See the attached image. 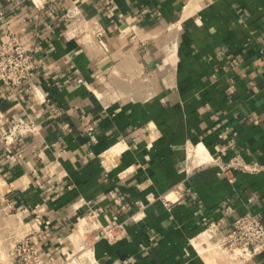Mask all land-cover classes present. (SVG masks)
I'll use <instances>...</instances> for the list:
<instances>
[{
  "label": "crops",
  "instance_id": "crops-1",
  "mask_svg": "<svg viewBox=\"0 0 264 264\" xmlns=\"http://www.w3.org/2000/svg\"><path fill=\"white\" fill-rule=\"evenodd\" d=\"M88 18L106 49L83 40ZM8 31L38 70L0 86V213L18 233L38 218L43 258L74 246L78 217L121 220L146 195L173 203L95 241L96 264H207L189 240L208 222L264 218V170L228 180L192 154L264 166V0H0V43ZM21 121L35 130L4 143Z\"/></svg>",
  "mask_w": 264,
  "mask_h": 264
},
{
  "label": "built area",
  "instance_id": "built-area-1",
  "mask_svg": "<svg viewBox=\"0 0 264 264\" xmlns=\"http://www.w3.org/2000/svg\"><path fill=\"white\" fill-rule=\"evenodd\" d=\"M75 18L79 19L78 10H71ZM83 40H89L93 37L98 39L99 45L106 49L103 40L101 39L104 28L97 19L88 18L82 24ZM38 65L34 61L32 55L25 49L21 40L14 32L8 31L4 39L0 43V86L12 92L16 87L22 84H28L32 77L37 73ZM26 91L29 94L31 87L28 85ZM35 126L32 122H19L11 125L3 134L2 140L9 144L13 142L19 135L33 132ZM220 152V150H218ZM219 152L209 153L207 158L202 160L200 164H210L217 168L216 174L227 176L228 180H233V171L239 172H257L264 170V166L255 161H245L240 156H233L224 161L220 158ZM198 161V160H197ZM181 186L172 189L174 196L180 197ZM2 197V185L0 184V198ZM3 200V199H2ZM159 200L163 206L170 207L173 201L168 199L164 194L157 196L146 195L145 201L137 200L135 202L137 210L129 216L121 220L111 219L104 224L98 223L92 229H89L86 222L83 234L78 238L83 243L85 249L92 253V257H88L87 264H96L93 257V244L100 239H115L124 232L126 225L130 220H137L143 216V210L147 203ZM5 216V215H3ZM78 217L75 222L77 229ZM94 222L96 221L95 216ZM18 220L15 218V221ZM9 227L10 232L7 234V259L0 264H59L60 255L68 254L66 251H56L55 258L48 260L43 258L35 246L34 224L40 222L37 217H34L33 223L29 225L23 232H16V224ZM39 226V225H38ZM77 231V230H76ZM86 234L91 236V241L86 239ZM9 240V241H8ZM193 252L197 256L202 254L197 250L195 245L204 246L205 248L217 246L225 254H227L235 264H243L247 260L253 258L259 253L264 252V218L257 217L251 212H245L241 215H235L231 221L230 227L221 226L219 221H210L205 228L196 236L189 240ZM203 257V256H202ZM134 258L128 257L122 260L123 264H132Z\"/></svg>",
  "mask_w": 264,
  "mask_h": 264
},
{
  "label": "rangeland",
  "instance_id": "rangeland-1",
  "mask_svg": "<svg viewBox=\"0 0 264 264\" xmlns=\"http://www.w3.org/2000/svg\"><path fill=\"white\" fill-rule=\"evenodd\" d=\"M0 204V208H1ZM6 220L3 218V215L0 213V263L5 261L7 259V229L9 225L14 224H6ZM86 239L88 241H91V236L89 234H86ZM9 241V240H8ZM85 250V247L83 246V243L80 241V239L77 237V240L75 239L74 246L70 249H65L64 251L68 252V254H61L60 255V263L59 264H66L71 261L69 264H87V256L83 255V251ZM76 258L75 263L73 260ZM78 258L80 260H78ZM77 262V263H76Z\"/></svg>",
  "mask_w": 264,
  "mask_h": 264
},
{
  "label": "bare ground",
  "instance_id": "bare-ground-1",
  "mask_svg": "<svg viewBox=\"0 0 264 264\" xmlns=\"http://www.w3.org/2000/svg\"><path fill=\"white\" fill-rule=\"evenodd\" d=\"M194 152H195V156L199 157L200 162H202V160L206 159L205 155L203 156L202 152L200 151V148L196 147L194 149V151H192V154H194ZM84 221H85V218L79 219L78 226L76 229L77 230V237H79L83 234L84 226L86 224ZM195 246H196L197 250L202 254V256L204 257V261L206 260L207 264H235L234 260H232L227 254H225L217 246L212 245V247H210V245H208V247H206V248L204 246H199V245H195ZM91 254H92L91 251H89L88 249H85L83 251V255H86L88 257L89 256L91 257ZM78 260H80V259L78 258ZM75 261H76V258L73 260V262L75 263ZM69 263H71V261L66 263V264H69Z\"/></svg>",
  "mask_w": 264,
  "mask_h": 264
}]
</instances>
